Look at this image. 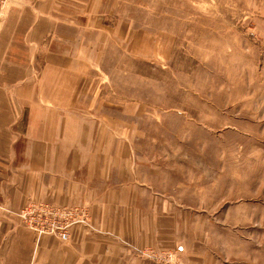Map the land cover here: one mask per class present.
I'll return each mask as SVG.
<instances>
[{"label": "rangeland", "instance_id": "rangeland-1", "mask_svg": "<svg viewBox=\"0 0 264 264\" xmlns=\"http://www.w3.org/2000/svg\"><path fill=\"white\" fill-rule=\"evenodd\" d=\"M139 2L79 110L139 194L104 234L128 264H264V0Z\"/></svg>", "mask_w": 264, "mask_h": 264}, {"label": "crops", "instance_id": "crops-1", "mask_svg": "<svg viewBox=\"0 0 264 264\" xmlns=\"http://www.w3.org/2000/svg\"><path fill=\"white\" fill-rule=\"evenodd\" d=\"M139 1L14 0L6 11L0 23V264L130 261L104 233L127 236L116 221L124 212L129 219L139 197L131 167L117 175L111 165L108 116V129L99 131L79 110L94 89V74L105 76L108 36L125 40L134 21L128 9L147 4ZM139 174L141 197L149 201V178ZM40 201L87 208L97 232L76 227L67 243L38 239L16 214Z\"/></svg>", "mask_w": 264, "mask_h": 264}, {"label": "built area", "instance_id": "built-area-1", "mask_svg": "<svg viewBox=\"0 0 264 264\" xmlns=\"http://www.w3.org/2000/svg\"><path fill=\"white\" fill-rule=\"evenodd\" d=\"M14 0H0V23L6 16V11ZM16 215L23 226L35 233L37 238L49 236L57 238L62 243L70 239L71 230L80 226L87 231L97 232L89 219L85 207L52 206L47 202H31Z\"/></svg>", "mask_w": 264, "mask_h": 264}]
</instances>
